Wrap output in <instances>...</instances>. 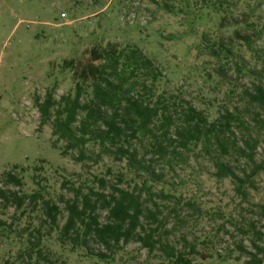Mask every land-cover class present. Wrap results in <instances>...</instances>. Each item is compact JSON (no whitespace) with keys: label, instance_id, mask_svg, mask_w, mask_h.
<instances>
[{"label":"trees","instance_id":"16d2710c","mask_svg":"<svg viewBox=\"0 0 264 264\" xmlns=\"http://www.w3.org/2000/svg\"><path fill=\"white\" fill-rule=\"evenodd\" d=\"M154 3L183 17L201 62L177 85L137 45L98 43L85 59L63 62L72 88L57 98L53 81L34 106L53 147L80 170L39 160L3 172L13 189L0 188V216L15 211L11 223L0 219V236L17 234L20 242L0 264H66V253L80 251L109 260L131 243L154 264H208L216 256L219 263H264L260 222L227 216L202 198L206 177L229 181L234 196L249 203L264 171L257 161L264 143V0ZM256 207L264 217V204ZM206 219L221 223L197 236L194 223ZM92 242L108 254H95Z\"/></svg>","mask_w":264,"mask_h":264},{"label":"rangeland","instance_id":"374dc122","mask_svg":"<svg viewBox=\"0 0 264 264\" xmlns=\"http://www.w3.org/2000/svg\"><path fill=\"white\" fill-rule=\"evenodd\" d=\"M157 1L0 0V188L13 189L1 180L3 172L29 166L39 160L69 171L80 170L79 165L62 157L60 151L53 147L51 128L41 125L40 114L34 106L35 97L43 96L53 81L59 84L55 94L57 98L72 88L71 74L61 71L65 60L85 59L88 51L98 43L137 45L167 68L172 85L180 84L189 68L201 62L195 47L198 39L183 17L164 12L154 3ZM262 12L264 14V6ZM134 14L137 17L131 23L127 17ZM212 26H215V21L197 30L203 32ZM257 161L264 162V143L258 149ZM256 182L258 190L252 192L249 203L243 204L234 196L229 181L219 184L204 177L202 198L211 206H223L227 216L259 221L264 232V217L261 209L256 207V204H264V171ZM193 193L186 191L185 196ZM14 211V207H9L5 213L1 212L0 219L11 223ZM29 222L32 228L39 224L35 216ZM220 223V219L217 222L207 219L195 222V234L204 236L214 224ZM26 225V219H21L16 222L14 230L18 232ZM16 236H0V260L16 255L20 242ZM27 236H24V241ZM226 240L232 242L231 238ZM245 245L249 246V242L245 241ZM91 249L95 254H108L96 242L91 243ZM222 250L218 247L220 253ZM239 255L240 251L234 254ZM110 257L102 260L95 255L87 257L85 251H80L66 253L65 261L66 264L157 262L138 243L125 245L123 250ZM216 257L208 264H244L234 259L219 263Z\"/></svg>","mask_w":264,"mask_h":264},{"label":"built area","instance_id":"2783aa9c","mask_svg":"<svg viewBox=\"0 0 264 264\" xmlns=\"http://www.w3.org/2000/svg\"><path fill=\"white\" fill-rule=\"evenodd\" d=\"M136 17H137L136 14H134V15H132V16H128L127 19L129 20V22L134 23L135 20H136ZM128 20H127V21H128Z\"/></svg>","mask_w":264,"mask_h":264}]
</instances>
